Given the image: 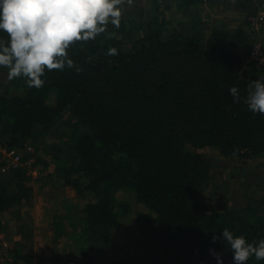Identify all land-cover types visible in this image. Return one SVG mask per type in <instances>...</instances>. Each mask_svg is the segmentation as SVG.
<instances>
[{"label":"trees","instance_id":"obj_1","mask_svg":"<svg viewBox=\"0 0 264 264\" xmlns=\"http://www.w3.org/2000/svg\"><path fill=\"white\" fill-rule=\"evenodd\" d=\"M234 1L242 20L235 28L203 14L204 5L222 0H123L119 27L109 23L94 40L71 45L74 67L46 72L39 89L24 78L9 80L0 67V141L15 149L32 145L37 159L40 141L47 143L57 176L81 202L66 201L67 212L52 222L54 243L75 242L68 264L106 260L134 203L142 209L135 231L199 263L211 259L210 250L232 261L224 241L212 242L225 228L249 243L264 239L258 207L209 199L217 174L201 153L264 157V115L243 102L248 84L264 77V66L250 60L264 32V25L252 29L250 17L264 10V1ZM0 38L7 36L0 32ZM109 48L117 55L109 56ZM232 86L239 103L229 94ZM34 183L23 169L0 172V216L30 201ZM16 232L15 264H36L33 225H18ZM247 264L264 260L253 256Z\"/></svg>","mask_w":264,"mask_h":264},{"label":"rangeland","instance_id":"obj_2","mask_svg":"<svg viewBox=\"0 0 264 264\" xmlns=\"http://www.w3.org/2000/svg\"><path fill=\"white\" fill-rule=\"evenodd\" d=\"M222 1L204 5L203 14L212 20L229 22L235 28L242 21L236 13L237 5L234 0H227L229 4ZM259 38L264 45V32ZM41 142L38 159L45 162V165L41 162L37 164L42 178L34 183V196L14 211L1 215L0 227H6V232L16 241H20L21 237L16 232L18 225L24 223L30 224V227L33 225L32 253L36 257V264H68L74 258L72 253L74 254L75 242L74 240L71 242L66 237L60 243H54L52 222L56 215L67 212L66 201L81 202L76 197L74 189L65 187L59 179L55 172L56 165L47 155V143ZM201 153L211 159L213 171L217 174L214 184L207 189L208 197L212 202L219 201L221 204L226 203L229 207L237 209L253 205L264 212V157L228 160L215 149H203ZM38 159L36 156V160ZM219 196H221L220 200L217 199ZM140 210H142L141 207L134 203L131 215L116 233V245L104 253L107 259L99 264H109L110 261L116 259L131 260L135 264H158L159 261L173 263L181 261L182 264H217L213 256L207 263H199L187 252L170 247L159 240H153L145 233L135 231L134 220L136 213ZM16 218L20 219V223ZM74 221L77 223L76 220ZM69 222L72 223L71 220H68ZM221 254L224 264H232L227 255Z\"/></svg>","mask_w":264,"mask_h":264},{"label":"clouds","instance_id":"obj_3","mask_svg":"<svg viewBox=\"0 0 264 264\" xmlns=\"http://www.w3.org/2000/svg\"><path fill=\"white\" fill-rule=\"evenodd\" d=\"M123 0H0V67L8 69V79L24 78L28 87L41 88L46 72L74 67L68 49L76 42L94 40L110 23L120 25ZM111 18V19H110ZM258 50V49H257ZM109 56L117 55L109 48ZM264 64V58L260 60ZM80 69L77 68V71ZM234 103L241 100L236 86L229 88ZM248 110L264 115V77L248 84L243 100ZM224 241L232 254V264H247L251 257L264 260V239L249 243L225 228L212 242ZM217 264L222 254L210 250Z\"/></svg>","mask_w":264,"mask_h":264},{"label":"built area","instance_id":"obj_4","mask_svg":"<svg viewBox=\"0 0 264 264\" xmlns=\"http://www.w3.org/2000/svg\"><path fill=\"white\" fill-rule=\"evenodd\" d=\"M250 20L252 29L260 30L264 25V10H259L256 15L250 17ZM262 58H264V45L256 43L251 50L250 60L258 66H264L260 63ZM18 169L25 170L34 182L42 178L37 166L35 147L26 145L22 149L9 148L0 141V172L6 174ZM14 242H17L14 237L0 230V264H15L12 255Z\"/></svg>","mask_w":264,"mask_h":264}]
</instances>
